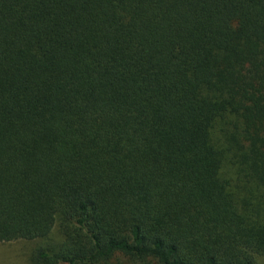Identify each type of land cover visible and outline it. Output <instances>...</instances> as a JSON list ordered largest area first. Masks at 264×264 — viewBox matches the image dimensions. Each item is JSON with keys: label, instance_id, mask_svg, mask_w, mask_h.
<instances>
[{"label": "trees", "instance_id": "16d2710c", "mask_svg": "<svg viewBox=\"0 0 264 264\" xmlns=\"http://www.w3.org/2000/svg\"><path fill=\"white\" fill-rule=\"evenodd\" d=\"M17 240L34 264L264 262V0H0Z\"/></svg>", "mask_w": 264, "mask_h": 264}, {"label": "rangeland", "instance_id": "374dc122", "mask_svg": "<svg viewBox=\"0 0 264 264\" xmlns=\"http://www.w3.org/2000/svg\"><path fill=\"white\" fill-rule=\"evenodd\" d=\"M53 234H57L56 226ZM41 244L40 240L0 242V264H34L33 257ZM258 262L264 264L261 260Z\"/></svg>", "mask_w": 264, "mask_h": 264}]
</instances>
